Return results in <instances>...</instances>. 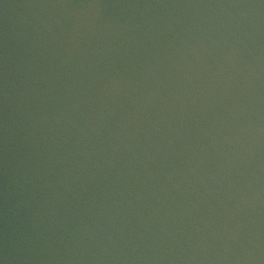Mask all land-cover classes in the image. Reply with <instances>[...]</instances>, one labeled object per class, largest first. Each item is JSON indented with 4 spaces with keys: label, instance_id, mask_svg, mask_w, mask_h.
Listing matches in <instances>:
<instances>
[{
    "label": "water",
    "instance_id": "1",
    "mask_svg": "<svg viewBox=\"0 0 264 264\" xmlns=\"http://www.w3.org/2000/svg\"><path fill=\"white\" fill-rule=\"evenodd\" d=\"M0 264H264V0H0Z\"/></svg>",
    "mask_w": 264,
    "mask_h": 264
}]
</instances>
